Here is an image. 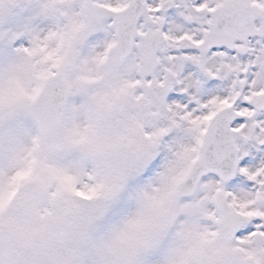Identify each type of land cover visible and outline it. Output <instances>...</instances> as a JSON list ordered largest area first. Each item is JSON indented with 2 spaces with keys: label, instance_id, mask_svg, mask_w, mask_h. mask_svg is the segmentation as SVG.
I'll return each mask as SVG.
<instances>
[{
  "label": "rangeland",
  "instance_id": "374dc122",
  "mask_svg": "<svg viewBox=\"0 0 264 264\" xmlns=\"http://www.w3.org/2000/svg\"><path fill=\"white\" fill-rule=\"evenodd\" d=\"M129 1L0 0V229L13 241L0 264H264V108L253 107L264 98V0H241L252 12L245 43L205 55L195 46L207 11L240 0H173L166 16L155 14L161 0H143L133 53L110 71L114 16ZM153 31L161 39L146 66ZM55 76L68 99L62 147L46 153L31 112ZM227 107L235 177L207 175L176 200ZM227 219L236 232L224 242Z\"/></svg>",
  "mask_w": 264,
  "mask_h": 264
},
{
  "label": "water",
  "instance_id": "95a60500",
  "mask_svg": "<svg viewBox=\"0 0 264 264\" xmlns=\"http://www.w3.org/2000/svg\"><path fill=\"white\" fill-rule=\"evenodd\" d=\"M172 0H165L161 4L159 12L168 13L172 8ZM144 6L142 0H131L129 6L118 13L115 17L117 44L113 47L108 67L111 71L117 70L121 64L130 56L133 40L136 35V26L139 18L143 15ZM214 19L209 36L204 38L196 49L204 54L210 49L218 46H226L232 50L234 44L245 42L249 34L243 30V12L232 7L230 13H224L220 9L210 12ZM159 35L157 32L150 37L149 45L144 57L145 64L149 66L157 52ZM67 94L59 78L54 79L42 93L34 111L33 119L37 125L40 141L45 151H56L61 146L58 122L61 118L63 105ZM256 109L264 108V98L254 103ZM235 119L231 109L220 111L213 124L208 129L205 141L201 147V158L195 164L189 175L178 186L176 198L191 197L200 179L209 173L219 175L221 181L225 182L234 177L237 171V153L234 147L235 133L230 130V124ZM219 203V208H222ZM235 232L232 221H225L221 232L224 241L230 240ZM11 248V239L8 234L0 230V250L8 252ZM210 264H225L221 258L213 259Z\"/></svg>",
  "mask_w": 264,
  "mask_h": 264
},
{
  "label": "bare ground",
  "instance_id": "6f19581e",
  "mask_svg": "<svg viewBox=\"0 0 264 264\" xmlns=\"http://www.w3.org/2000/svg\"><path fill=\"white\" fill-rule=\"evenodd\" d=\"M260 74L261 75H263L264 76V66L262 65L261 66V69H260ZM238 175H239V177L241 178V180H244V181H246L247 179V175L244 173V171L243 170H239V173H238ZM243 181V182H244ZM261 187L259 186V191H258V196H259V201H261V199L262 200H264V194H263V192L261 191ZM205 192H206V187L205 186H203L202 187V190H201V195H205ZM262 204V206H264V202H262L261 203Z\"/></svg>",
  "mask_w": 264,
  "mask_h": 264
}]
</instances>
